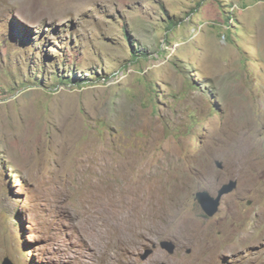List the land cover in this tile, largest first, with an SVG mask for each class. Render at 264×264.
<instances>
[{
  "label": "rangeland",
  "instance_id": "obj_1",
  "mask_svg": "<svg viewBox=\"0 0 264 264\" xmlns=\"http://www.w3.org/2000/svg\"><path fill=\"white\" fill-rule=\"evenodd\" d=\"M116 209L111 264H264V0H0V264H109Z\"/></svg>",
  "mask_w": 264,
  "mask_h": 264
},
{
  "label": "bare ground",
  "instance_id": "obj_2",
  "mask_svg": "<svg viewBox=\"0 0 264 264\" xmlns=\"http://www.w3.org/2000/svg\"><path fill=\"white\" fill-rule=\"evenodd\" d=\"M25 3H30V0H24ZM88 1V0H87ZM50 10V9H49ZM159 137V136H158ZM244 139V138H242ZM173 149V148H172ZM213 148H209L208 151H211ZM214 153H225L227 151V149H224V150H213ZM211 151V152H213ZM28 152V151H27ZM210 152V153H211ZM26 153V152H25ZM24 154V153H23ZM209 154V153H208ZM181 154V149L180 148H176L172 154L171 157L175 158V160H177L176 158H178ZM211 155V154H210ZM32 156V155H30ZM29 156H27L28 158ZM26 158V159H27ZM31 158V157H30ZM21 159V158H20ZM33 159V158H32ZM31 159V160H32ZM179 159V158H178ZM30 160V161H31ZM174 160V159H173ZM29 161V160H28ZM194 161V160H193ZM199 161V160H198ZM174 163V161H173ZM233 163V162H232ZM205 164V163H204ZM199 167V166H197ZM209 168V167H208ZM208 170V169H207ZM198 171L200 172L201 170L198 169ZM203 172V171H202ZM201 172V173H202ZM207 172V171H205ZM204 172V173H205ZM169 173V172H168ZM207 174V173H206ZM202 175V174H201ZM169 176V175H168ZM172 176V175H171ZM174 176V175H173ZM198 176V175H197ZM175 177V176H174ZM170 182V181H169ZM167 190V189H166ZM176 192V191H175ZM173 193V191L171 192V194ZM170 194V196H171ZM178 194V193H176ZM162 195V194H161ZM175 195V194H174ZM165 197V196H164ZM169 197V196H168ZM166 198V197H165ZM164 198V200H165ZM184 198V197H183ZM163 199V198H162ZM170 199V198H169ZM161 203V202H160ZM166 202H164L165 204ZM168 203V202H167ZM163 205V204H162ZM167 205V204H166ZM171 204L169 203V206ZM160 206V205H159ZM164 207V206H163ZM139 209H141V211L145 212V213H148V209L145 208V207H140ZM165 208H160L158 209V214L162 215L163 212H164ZM122 210L121 209H116L115 213L112 215L111 217V221L115 218L116 215L119 214V218L122 220V223H123V227H122V230L116 232V234L114 235H110L105 241H103L102 243L98 244L97 245V250H98V255H100V258L102 260H106L109 264H111L112 260H113V257L111 256V252H110V248H115V252L118 251L121 249V248H125L126 249V254H129L128 251L131 250V249H135L136 246L140 245L142 246L144 242L146 241H149V239H143V235H142V232L141 231H137L138 229L135 228V226L133 225L132 223V219L134 218L133 215L131 213H121ZM91 213L94 215L96 221H97V216L94 214V212L91 210ZM141 214V212H139ZM88 218V217H87ZM100 219V218H99ZM105 221V219H104ZM89 223H90V228L91 230H93V227H92V224H91V221H90V218H89ZM189 224V223H188ZM186 228V227H184ZM160 230V229H159ZM93 231H96V230H93ZM82 232V233H81ZM80 233L81 234H85L86 237H90V230L88 228H83L82 227V231ZM149 236H150V231H149ZM130 244V245H128ZM145 244V243H144ZM217 248V246H215ZM117 251V252H118ZM114 252V254H116ZM97 255V256H98ZM205 262V261H204ZM207 263V262H206ZM211 263V262H210ZM177 264H181V263H177ZM204 264V263H203ZM209 264V262H208Z\"/></svg>",
  "mask_w": 264,
  "mask_h": 264
},
{
  "label": "water",
  "instance_id": "obj_3",
  "mask_svg": "<svg viewBox=\"0 0 264 264\" xmlns=\"http://www.w3.org/2000/svg\"><path fill=\"white\" fill-rule=\"evenodd\" d=\"M217 165L220 169H222L223 167L222 163L218 162ZM237 187H238V182L232 180L221 187L216 197L212 196L207 191H202L196 193V199L198 200L203 211L208 217H215L220 210L221 201L223 197L234 192L237 189ZM161 246L162 249L168 251L170 254H173L176 250V245L171 241H163ZM150 254L151 251H148L147 254L144 256V259H147ZM3 264H12V262L8 258H6Z\"/></svg>",
  "mask_w": 264,
  "mask_h": 264
},
{
  "label": "trees",
  "instance_id": "obj_4",
  "mask_svg": "<svg viewBox=\"0 0 264 264\" xmlns=\"http://www.w3.org/2000/svg\"><path fill=\"white\" fill-rule=\"evenodd\" d=\"M59 77H61V78H63V80H65V78H69L70 75H69L68 77H66V76H64V75H61V76H59Z\"/></svg>",
  "mask_w": 264,
  "mask_h": 264
}]
</instances>
